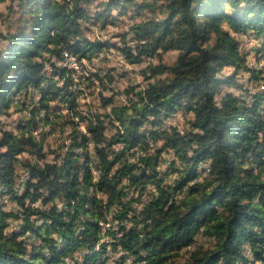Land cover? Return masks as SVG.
Listing matches in <instances>:
<instances>
[{"label":"trees","instance_id":"16d2710c","mask_svg":"<svg viewBox=\"0 0 264 264\" xmlns=\"http://www.w3.org/2000/svg\"><path fill=\"white\" fill-rule=\"evenodd\" d=\"M159 2L0 0L5 5L0 11V114L14 102L15 109L27 106L23 95L36 89L40 104L22 108L24 116L29 110L32 124L50 94L67 99L71 93L49 83L47 61L58 58L64 64L66 51L86 57L99 47L84 33L90 19L104 26L116 20L115 11L121 15L132 7L140 14L163 6L160 16L132 25L136 43L122 48L132 63L159 58L150 65L152 80L142 89L129 88L130 102L113 106L101 123L89 119L91 139L101 144L96 183L74 150L79 133L61 163L41 161L47 153L26 131L23 117L19 131L0 129V264H106V247L97 243L99 222L111 210L123 235L117 237L115 229L110 233L149 264H264V82L257 84L264 75L262 67L251 65L243 45L244 37H255L259 54L264 53V0ZM168 50H178L172 64L163 61ZM226 67L233 71L223 73ZM245 74L256 84L239 85L241 93L222 91ZM113 96L102 94L103 103ZM179 110L192 114L187 130L163 128ZM160 137L163 144L150 148V141ZM87 139L83 135L81 143ZM135 147L147 150L140 163L130 160ZM167 150L174 156L162 169ZM27 153L38 161L31 162ZM18 164L29 170L25 181ZM167 172L178 174L174 182L165 181ZM98 193L107 195L105 202ZM6 194L14 201L11 207ZM59 196H66L74 213L82 209L83 229L69 223L70 213L57 203L44 205ZM21 218L23 228L15 227L13 220ZM28 230L37 240L31 247L21 238ZM81 250H86L84 259H78Z\"/></svg>","mask_w":264,"mask_h":264},{"label":"rangeland","instance_id":"374dc122","mask_svg":"<svg viewBox=\"0 0 264 264\" xmlns=\"http://www.w3.org/2000/svg\"><path fill=\"white\" fill-rule=\"evenodd\" d=\"M152 1L154 0H146V2ZM159 3L162 4V0H160ZM162 10L163 6L157 5L154 8L143 9L141 12H138L140 14H135L137 12H135L132 7H129L128 11L121 15L115 11L113 15L116 16V20L104 26L101 23H93L92 19H90L86 25L87 28L85 29L84 33L90 41H99L100 43L99 47L95 49L94 52L89 53V55L86 57H80L77 53H75L78 58H81L78 59L79 69H76L77 71L65 66L62 63V59L60 60L58 58H54L50 62L46 60V74L51 78V80H53L49 83L55 82L52 85L54 89H57L58 85H60L64 87V91L69 90L71 93L67 99L62 98V96L59 94H50V97L44 100L46 103H48V106L45 108H43L44 106L41 107L46 112L53 114L52 117H45V121L47 122L49 129L47 128L46 130H43L40 136L41 138L39 139L41 141L42 148L47 153L45 158L41 159L42 162L44 160H57L61 163H64L66 153L70 149L66 148L67 144L65 139L71 136L74 138L77 133H84L83 130L79 129V127L76 125L74 126L73 120L71 119L74 109L71 108L69 101H77L76 107L79 108L74 111L75 114H79L81 117H83V114H89L87 120L83 119L85 120L86 124H88L89 119L91 118L95 124L98 122L101 123V119H107L104 115L107 111L111 110L113 106L117 107V105H124L130 102L128 101L129 98L127 96L129 88L133 87L134 91L142 89L147 86L150 80H152V71L150 65L157 63L159 58L157 56H145L141 62L132 63L125 58L122 48L125 45H134L136 43L134 33L131 30V27L135 22L141 21L142 19L148 17L160 16L162 14ZM251 40H253L252 36L249 38L244 37V48L248 53L251 65L262 67V73L264 75V53L259 54V40L255 39V37L252 42H249ZM1 46H3V43H1L0 40V47ZM177 55L178 50H168L162 52L163 61L167 64H172L176 60ZM63 71H66L67 75L65 77L61 76V72ZM232 71V67H226L223 73L228 74ZM247 75L245 74V77H237L238 79L235 83L223 85L221 88L222 91H234L236 93H241L243 91L241 86L256 84L253 81H247ZM261 79L262 78L257 81V84L264 82V79ZM262 87H264V84H262ZM134 91L130 90V96L133 100L136 99ZM102 94L108 97H110V95H114L112 101L107 104L103 103L101 98ZM17 95L19 96V94ZM40 98L41 95L39 91L37 92L35 89V91L33 90L29 95H23V100L26 101V103H29L27 106L22 105L21 108H18V110L15 109V102L12 103L11 109L8 112L0 114V129L4 128L19 131V127L22 125L19 124L21 117L25 119L22 121L27 123V125L24 127L25 129L28 126L30 128H35L33 126L35 124H32V122L28 120L31 116L28 112L29 110L26 109L24 116V109L28 106L29 109H32L35 103H38L39 105L41 102ZM23 107L25 108L22 109ZM85 109L86 113L82 112ZM174 115L177 118L172 119L171 117ZM174 115L170 116L166 120L163 128L175 127L181 132L186 131L189 127L188 120L190 117H192V114H185L182 110H179ZM77 129L79 130L78 132L76 131ZM69 130H72L73 132L71 133ZM27 132L30 133L29 131ZM106 132H111V126H107ZM79 138L82 139L81 136H79ZM163 141L164 140L162 137H160L158 140L152 139L150 141V148L153 146H161ZM78 150L81 153L78 151H76V153H79V155L82 156L84 150ZM145 151L147 150L145 149ZM27 156L31 162L38 161V157L34 153H30V155L27 153ZM57 156L59 157L56 158ZM173 156L174 155L172 151H165L162 154V157L164 158L160 161V167H163L162 169H166L170 165ZM21 157L26 156L21 154ZM91 159L92 157L86 158L87 162L90 161L89 165L93 163ZM80 161L84 163L82 167H87L85 164V157ZM18 168L20 175H23V177H26L29 174V170L26 169V167H24L22 164H18ZM166 174L165 181L168 183L174 182V179L178 175L176 172H167ZM65 197L66 196L61 198L59 196L58 198H55L44 205L48 206L52 205V203H57L59 208L66 210L67 215L70 213V216H68L67 219L68 222L71 223L73 222V217L76 215L74 213L75 208L73 205L68 204ZM13 203L14 201H9V207H11ZM36 205H41V202H37ZM44 205L42 204V207H44ZM80 211L83 212L82 209ZM70 219H72V221H69ZM13 223L14 226L18 228H21L24 224L22 218L14 219ZM25 241L28 243V246L31 247L32 244H34L37 240L36 237H34L32 240L25 238Z\"/></svg>","mask_w":264,"mask_h":264},{"label":"built area","instance_id":"2783aa9c","mask_svg":"<svg viewBox=\"0 0 264 264\" xmlns=\"http://www.w3.org/2000/svg\"><path fill=\"white\" fill-rule=\"evenodd\" d=\"M75 55H72L71 58V62H69V64H74V60H75ZM70 102V106L73 110V115L71 117V119L73 120L74 126L76 125L77 127H79L80 130H83L84 133H79L80 135L77 136L78 138V142L79 144L75 145L74 150L78 151L79 153H81L78 149L80 150H84L83 155L80 156L79 153H77V155H79V157L82 159H84L85 157V164L87 165V167H82L83 170L87 169L90 174V182L96 183L98 181L100 172H101V167L99 164V157H98V152H97V146H101L100 143H96V141L94 139H91V135H90V131L88 128V124H86L85 120H87V117L83 118L81 117L79 114H75L74 111H76L77 108V101H69ZM39 113L36 115V123L35 125H33L35 128H30L29 126L26 128L27 131H29L33 136H35L36 138L40 139L42 131L46 130L48 127L47 122L45 121V117H52L53 114L52 113H48L46 112L43 108L39 107ZM84 113H86V109L84 111H82ZM30 114V113H29ZM173 118H177L175 115L171 117ZM79 130L77 129V132ZM69 132H73L72 130H69ZM83 135L89 137V139H87L85 142L81 143V139L79 138V136L83 137ZM76 137V136H75ZM74 137V138H75ZM73 138V136L66 138L65 142H66V148L69 149L70 146H72V144L75 142V139ZM152 145V144H151ZM153 146V145H152ZM151 148H154L151 147ZM145 150L140 148V147H135L131 150L130 153V160L132 162L135 163H140V159L142 156H144ZM87 157H92V161L93 163L90 164V161L87 162L86 158ZM28 173V172H27ZM21 176V181H25L28 177L29 174L26 177H23V175ZM92 184L90 185V188L92 189ZM98 197L101 198L102 201H106L107 199V195L105 193H98ZM4 200L9 203V196L6 194L4 196ZM9 200V201H8ZM34 202V205L37 204ZM144 201L138 202L137 205H135L137 208H141L143 205ZM114 212L115 210H111L110 212L106 213L105 218L100 220V233H101V238L97 243V247H100L101 245H104L106 247V254H107V263L106 264H149L148 261L143 258V259H137L135 258L133 255L129 254L128 251L121 245V243H119L117 237H120L123 235V230H120L118 228L119 226V219H115L114 218ZM75 217H73V221L74 223H76L77 227H79L80 229H83L85 227V223L83 222V218H84V214L81 211H75ZM69 221H72V219H70ZM124 223L126 224L127 227L130 226V223L128 221H124ZM111 229H115V234L110 233ZM25 234V235H24ZM57 232H52V236H56ZM22 239L25 240L26 239H30L32 240L35 236L33 234H31V231H25L22 235H21ZM61 240V238H59ZM185 251V249L183 250V252ZM85 252L86 250H81L80 253H78V259H84L85 256ZM119 262V263H118ZM121 262V263H120Z\"/></svg>","mask_w":264,"mask_h":264},{"label":"bare ground","instance_id":"6f19581e","mask_svg":"<svg viewBox=\"0 0 264 264\" xmlns=\"http://www.w3.org/2000/svg\"><path fill=\"white\" fill-rule=\"evenodd\" d=\"M66 53H67V55H65L64 64L69 66V67H74V68L78 69L79 68L78 57L75 54H72L68 51H66L65 54ZM72 55L76 56L75 60H74V64H69V62H71Z\"/></svg>","mask_w":264,"mask_h":264},{"label":"clouds","instance_id":"9594fccd","mask_svg":"<svg viewBox=\"0 0 264 264\" xmlns=\"http://www.w3.org/2000/svg\"><path fill=\"white\" fill-rule=\"evenodd\" d=\"M8 3H11V0H8ZM4 8H5V5L0 4V11H3ZM65 55H67V53ZM3 150L6 151V149H3Z\"/></svg>","mask_w":264,"mask_h":264}]
</instances>
